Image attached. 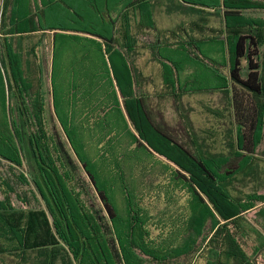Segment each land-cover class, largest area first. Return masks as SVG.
<instances>
[{
  "label": "trees",
  "instance_id": "trees-1",
  "mask_svg": "<svg viewBox=\"0 0 264 264\" xmlns=\"http://www.w3.org/2000/svg\"><path fill=\"white\" fill-rule=\"evenodd\" d=\"M16 1L2 0L0 9V54L3 51L9 80L6 83L8 116L0 130V264H257V256L264 251V206L257 205L264 203V196L244 194L232 186L261 161L253 157L258 128L264 125V20L244 17L239 11L264 10V0H214L211 4L213 8L224 9L223 40L228 46L231 82L228 117L234 131L228 149L242 158H217L208 149L199 148V143L188 134L181 141L179 136L165 132L150 113L148 98H134L131 83L115 77L122 109L136 133V147L154 151L174 166V180L184 186L188 205L184 208L183 221L165 233V227L158 228L155 236V229L149 223L151 216L135 206L128 210L129 220L125 214L114 225L117 214L99 184L102 177L97 166L93 167L85 156L81 158L76 153V160L105 211L110 226L108 242L97 222V211L86 207L82 194L87 195V186L81 187L83 192L76 190L71 162L57 156L48 137L41 79L26 80L17 63L19 58L37 59L35 48L43 33L36 35L34 31H52L53 58L58 43L64 56L67 36L63 33L72 31L104 43L103 54L111 72L114 58L126 65L125 53L129 52L121 47H127L129 37L133 39L127 35V25H122L127 21V4L118 16L125 13V17L115 22L109 18L111 30L116 28L114 35L111 31L101 34L65 23L49 26L48 10L68 9L65 0H41L39 11L32 17L23 13ZM155 1L134 0L130 6L137 9ZM176 1L178 5L196 2ZM13 5L22 13L12 9ZM191 23L197 22L182 23L177 27L178 33L171 32L172 35L188 36L186 29L192 30ZM15 42L25 45V49L11 50ZM72 42L76 46L80 44L79 40ZM186 42L187 38L183 44ZM167 62L175 64L172 60ZM53 75L58 76L52 71V78ZM67 131L69 142L72 133ZM24 138L32 175L28 173L20 146ZM155 141L162 146H156ZM253 210L250 221L247 216Z\"/></svg>",
  "mask_w": 264,
  "mask_h": 264
},
{
  "label": "rangeland",
  "instance_id": "rangeland-1",
  "mask_svg": "<svg viewBox=\"0 0 264 264\" xmlns=\"http://www.w3.org/2000/svg\"><path fill=\"white\" fill-rule=\"evenodd\" d=\"M195 1H192L191 4L178 5L179 3L176 0H156L151 4L153 6L148 5L147 2V4L139 6L134 19L136 34L132 38L137 44H146L147 48L145 51H133L131 54L138 55L136 58L144 56L151 62V65L163 63L167 60H175L176 62L173 65L179 64L181 67L187 65L188 69L189 67L193 69L199 65L200 70L193 72L189 80H184L183 85H180V87L178 84L177 88L174 85L172 89L169 88L170 86L166 87L160 83L157 76L153 74L151 76L152 80L149 81L153 93V97L151 94L148 97L150 113L155 116V120L165 132L175 136L182 135L185 138L188 134L192 138L191 140L199 143V148L208 149L212 153L210 155H217V158H221V156L242 158L236 157L235 151L228 149V145L232 141L233 128L228 117L231 109V82L229 80L228 46L223 40L225 21L222 17V11L224 9L213 8L211 4L214 0ZM128 2L129 0H70L68 4L80 16L78 19L66 14L63 9L54 8L47 12L46 20L49 26L65 23L73 28L82 27L101 34H108L111 31L114 35H117L116 28L111 30L110 19L99 16L100 13L97 12L117 13V9L126 7ZM1 3L2 0H0V9H2ZM24 3H26L25 0H17L16 6L22 10ZM200 4H207V7ZM7 5L6 2V9ZM17 7L13 5L12 9L22 13ZM22 11L24 12V10ZM239 12L244 17L264 20V10L252 9L240 10ZM190 19L197 23H191L192 30L186 29L189 33L188 36L181 33L180 38L174 37L171 32L176 31L178 33L177 27L182 24V21L188 23ZM116 20L117 18L114 19V22ZM149 31H154L155 34L148 33ZM164 31H168V33L164 34ZM46 35L51 36L50 33ZM75 37L81 38V36ZM186 38L187 42L183 44V40ZM66 40L69 43V39ZM174 44L182 46L181 49L177 47L180 51L168 50L170 49L168 47H172ZM22 45L18 42L17 48ZM66 49L68 50H65L63 56V50H61V45L58 43L57 55L55 56L54 53V58L52 56L53 49L50 51L47 46L35 52L44 64L42 79L44 77L45 89L42 87L41 90L42 96H45L47 101V110H49V104L51 105L52 95L48 83L50 69L58 74L56 77L53 75V85L56 86V82L60 80L64 89H68L70 79L73 84L82 81L84 84L88 82L94 86L93 83L98 75L97 71L93 75L94 72L90 71L89 74H82V68L72 69L70 64L74 59L91 60L85 59L86 52L82 51L84 49L75 51L73 43L67 45ZM87 51L92 53L90 49ZM0 61H2L1 54ZM49 61H52L51 67H49ZM63 70L64 74H59ZM86 70L88 71L90 68H86ZM189 88L197 89V92L188 93L189 95L184 97ZM53 89L55 88L53 87ZM6 94L5 90L0 89V130L4 128V119L8 116ZM44 120L48 137L52 139L57 156L72 164L73 183L76 190L83 192L81 187L87 186L86 191L88 193L87 195L82 194L83 199L86 207L97 211V222L101 226L104 232L103 237L107 242L110 241V226L106 222L105 211L98 202L95 192L77 162L76 153L81 158L85 156L93 167L97 166L100 177H102L99 184L103 187V191L110 199L117 214V218L113 222L114 225H118L125 214L129 220L128 210L130 206L140 208L151 216L149 223L152 225V229H155L153 236L158 233V228L165 227L163 232L165 233L168 228H173V226L184 220L186 211L184 208H187L188 205V194L184 186L176 179L174 180V166L166 161L164 157L154 151L146 152L142 148L134 147L132 143L130 144V138L127 136L120 141L111 143L106 139L112 133L109 129L103 132L102 130L86 129L81 132L77 129L78 125L75 124L76 130L70 131L72 138L69 137L68 142L66 137L69 136V132L61 117L58 116V122L60 121V123L57 124L55 115L46 111ZM58 128L64 130L60 131ZM86 128L88 127L86 126ZM75 132L83 135L84 147L81 146V141L76 138ZM114 134H117V132ZM155 142L156 146H162L160 142ZM20 143L28 173L32 175L28 161L29 149L26 139L24 138ZM17 149L20 150L19 147ZM49 149L50 154L54 156L52 148L49 147ZM240 153L243 155L242 152ZM253 158H259L261 161L256 162L254 168L249 170V174L240 176L239 182L234 183L232 187L244 194L264 196V125L258 128ZM24 169H26L25 166ZM262 205L264 206V203L257 205V207ZM255 210L247 216L250 221H253ZM258 220L262 221V218L259 217ZM256 262L257 264H264V251L257 256Z\"/></svg>",
  "mask_w": 264,
  "mask_h": 264
},
{
  "label": "crops",
  "instance_id": "crops-1",
  "mask_svg": "<svg viewBox=\"0 0 264 264\" xmlns=\"http://www.w3.org/2000/svg\"><path fill=\"white\" fill-rule=\"evenodd\" d=\"M43 1H52L55 0H43ZM68 1L65 0V3L67 4L68 9H63L66 14H69L70 16L74 17H80L76 13L75 9L68 4ZM134 0H129L127 4L126 9V17L124 16L127 21H123L122 25H127V35L129 36L136 34V24L135 23V16H136V8L131 7L130 3ZM26 3H24V7L22 10H24L23 13H28L27 16H33L35 12H38L40 9V3L41 0H25ZM91 3V2H90ZM153 6V5H150ZM91 7V6H90ZM126 7L118 8V12H107L106 14L104 12H97L100 13L99 16L109 19L111 18L114 20L117 18V20L121 17H118L119 14L125 9ZM54 9V8H53ZM51 9V10H53ZM122 11H119V10ZM51 10H48L51 11ZM190 18V17H189ZM193 20L190 19L189 22H192ZM120 21H117L116 26L119 28ZM184 23V21H182ZM43 33L40 40L41 42L38 43V47L35 48L36 51H40L44 46H47L48 49L52 50V42L50 35H47L50 33L52 35V31H34L33 34L39 35ZM100 33V32H99ZM147 33V31H145ZM148 33L153 34L154 31H149ZM168 33V31H164V34ZM65 36H67L64 40L69 39V43H65L64 50L66 49L67 45H70V43H73L72 40H79L80 44L76 46L74 45V50L85 51L86 52V58L87 60L91 61H83L84 58H77L72 60L71 67L74 68H82V74H89L90 72L93 75L97 71L98 75L94 81V86L86 82L84 84L82 81L75 82L73 84L72 80H69L68 83V89H64L63 83L56 82V86L52 83V70L50 69L49 76L48 77V83L51 88V105L49 104V110H47V104H46V98L45 96H42L43 98V108H44V114L45 112H51L56 117L57 124L58 122V116L61 117L63 120V123L65 124V127H67V130L73 131L76 130L75 124L78 125L77 129L81 130V132L87 130H102V132L106 129H109L112 133L106 137L111 143H115L118 140H122L125 138V136L130 138V144L134 145V147L137 146V137L136 133L134 132L133 127L131 126V123L129 122L128 118L126 117L123 109H122V100L120 97L119 92L117 91V88L115 86V77L122 81H127L128 83H131L132 92L134 98L136 97H146L148 98L151 94L153 97V93L151 92L152 85L149 82L152 80V75L157 76L160 83L163 85L168 84V82H172L171 89L175 87L177 88V84L180 87L184 83V80H189L190 76L193 72H197L200 70V66L190 71L188 69L187 65L179 66V64L173 65L169 64L167 61L159 64H150L151 62L147 60L144 56H140V58H136L138 55H133L131 52L138 50L145 51L147 48L146 44H137L134 42V38L131 40V37H129L128 41H126L127 47H121V50L128 51L129 53H125L126 55V65L123 64L122 60L114 58L112 61V72L109 68L108 62L106 61V56L103 54L104 51V43L95 37L89 36L85 33L81 32H72L68 31L63 33ZM155 34V33H154ZM187 34H189L187 32ZM75 36H81V38H77ZM6 36H2L4 38ZM69 37V38H68ZM83 37V38H82ZM74 38V39H73ZM68 42V40L66 41ZM17 43L15 42L14 46L11 45V50L17 51L20 50L22 52V49L24 48L23 45L20 48H17ZM43 46V47H42ZM83 47V48H82ZM116 47V46H114ZM181 49V45L174 44L172 47H168L173 52L180 51L177 49ZM14 48V49H13ZM25 49V48H24ZM23 49V50H24ZM90 49L92 53L88 52L87 50ZM70 51V50H69ZM88 52V53H87ZM1 57L2 61H0V89L3 91H6V83H9L8 80V73L6 71L7 63L3 56V51H1ZM92 58V59H90ZM96 59V60H95ZM176 61L174 60V63ZM178 62V61H177ZM52 61H49V67H51ZM179 63V62H178ZM17 65L21 68V74L22 76L27 80H35L36 78L41 79L42 87L45 89V83H44V77L42 79V73H43V62L39 57H37L36 60L34 59H24L19 58ZM30 69H27V68ZM86 68H90V70H86ZM59 74H64V70L59 72ZM88 76V75H87ZM71 78V75H70ZM44 83V84H43ZM89 84V85H88ZM166 86V85H165ZM53 87L56 89H53ZM168 87V85L166 86ZM186 88V87H185ZM64 90V91H63ZM90 90V91H89ZM185 91V90H184ZM197 92V89L189 88L187 90V93L184 95V97H187L191 93ZM155 97V96H154ZM158 97V96H157ZM160 99V94H159ZM6 107H9V101L6 94ZM134 114V113H133ZM135 115V114H134ZM86 126L88 128H86ZM59 127V126H58ZM192 127V126H191ZM59 129V128H58ZM193 129V128H190ZM60 131L63 129L60 128ZM117 132V134H114ZM121 132V133H120ZM124 132V133H123ZM126 133V134H125ZM75 136L78 139V141H81V146L84 147L83 143V135L77 134L75 132ZM177 136V135H176ZM179 139L182 141L185 139L184 136L180 135ZM108 141V142H109ZM99 146V145H98Z\"/></svg>",
  "mask_w": 264,
  "mask_h": 264
}]
</instances>
